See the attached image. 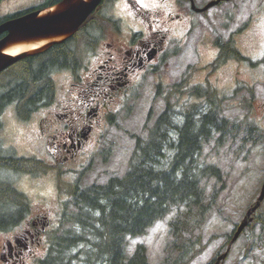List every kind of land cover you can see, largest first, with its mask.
Instances as JSON below:
<instances>
[{
  "label": "rangeland",
  "instance_id": "1",
  "mask_svg": "<svg viewBox=\"0 0 264 264\" xmlns=\"http://www.w3.org/2000/svg\"><path fill=\"white\" fill-rule=\"evenodd\" d=\"M36 1L3 0L0 3V16L33 6ZM176 1L178 3H173L174 0H166L165 3L161 0H141L144 4L142 10L148 13L161 12V20H166L167 13L172 16L179 14L181 18L171 23L170 42L160 67L147 71L139 86L129 93L127 100L118 103L115 99L114 105L104 113L100 125L91 133L87 144L88 153L78 155L74 161L58 162L56 171L51 168L45 174L37 176L0 170V180H8L7 182L26 196L30 203V214L13 230L15 236L20 238L23 229L29 227L32 219L45 215L51 221L50 231L55 229L64 213L72 209L69 199L62 195L63 192L59 189L60 186L67 187L63 184H74L77 181L81 186L105 184L111 177L122 176L128 166L134 138L145 137L147 128L164 109L163 101L154 98L158 87L165 88L178 81L186 67L190 66L194 69L191 76L193 83L207 80L222 95L229 94L235 86H245L246 90L242 88L235 98L227 99L223 103V114L230 119H245L244 116L247 115L246 119L256 122L262 134L259 142L252 144L243 141V132L236 134L234 131L222 145H217L215 139L210 141L199 157L202 163H213L221 170L224 183L216 182L215 179L206 182L208 194L222 185L223 189L219 192L215 206L205 216L199 229L194 231V241L199 238L198 247L201 245L204 248L187 264H213L215 259L225 252L227 237L233 233L235 225L241 222L247 209L256 202L264 183V0L221 2L201 14L191 11L189 3ZM210 1L212 0H194L198 8H203ZM259 3L261 8L257 13L255 8ZM138 4L141 6V3ZM104 8L121 20L123 32L119 36L128 38L131 29L137 27L128 3L124 0H107ZM246 23L247 27L238 32ZM232 35L236 48L250 62L230 60L210 75L209 65L217 54L215 40L222 38L225 41ZM104 41L109 43L111 39L105 36ZM95 49L96 45L93 51H85L80 56L81 66H77L76 71L64 69L55 72V103L75 97L69 94L70 90L75 91V87L71 86L75 80L71 73L79 74L80 78L85 79L84 76L92 72L99 62L91 56ZM247 88L253 90L252 97ZM185 99L186 95H183L178 96L177 100L180 103ZM248 102L251 103L249 114L246 109ZM44 113L45 109H38L28 121L22 122L15 115L13 104L5 108L0 116V139L4 150L0 149L4 155L14 152L17 156L37 157L48 165L52 163L50 158L46 157L44 149L36 144V122ZM179 118L181 120V116ZM177 215V209H172L147 229L145 234L135 238L127 236V257L133 254L136 246L143 245L149 264L177 262L179 250L173 248L175 236L170 226L177 219ZM260 221H263V224ZM63 223L59 228L61 231H67L68 222ZM13 236L12 231L0 233V264H6L1 260L2 252H5L2 249L7 241H12ZM39 239L38 246L35 242L30 245L32 262L31 257L27 258L29 254H25L24 264H36V261L45 255L43 252L47 239L42 234ZM82 246L73 254L81 250ZM82 260L83 257H79L73 264H83ZM8 264L13 263L9 261ZM88 264L104 263L91 261ZM221 264H264V200L257 209L255 221L231 246Z\"/></svg>",
  "mask_w": 264,
  "mask_h": 264
},
{
  "label": "trees",
  "instance_id": "2",
  "mask_svg": "<svg viewBox=\"0 0 264 264\" xmlns=\"http://www.w3.org/2000/svg\"><path fill=\"white\" fill-rule=\"evenodd\" d=\"M60 1L40 0L31 7L3 14L0 23L33 10L50 8ZM103 2L73 37L53 45L45 53L18 61L2 73L0 115L6 106L13 104L17 117L27 121L41 104L54 101V72L76 71L77 66H81L80 56L97 46L109 28L119 31L118 20L108 14ZM215 46L217 55L210 65V75L230 60L250 62L240 54L231 38L226 41L218 38ZM193 72L189 66L177 82L165 88L158 87L155 97L162 98L164 109L147 128L145 137L134 138V147L122 176L111 177L105 184L81 186L77 181L63 184L67 186L65 189L59 187L72 209L64 213L54 230L45 231L49 248L37 264H73L79 257H83V264L91 261L149 264L143 245L136 246L133 254L127 257L125 238L145 234L172 209L178 211L177 219L170 226L175 236L173 248L179 250L177 262L173 264H187L204 248L198 247L199 238L194 241V231L215 206L223 189L222 185L208 194L206 182L210 179L224 182L215 164L200 161L203 148L213 139L217 145H222L234 131L236 134L243 132V141L252 144L259 142L262 134L256 122L246 119L247 115L245 119H230L223 114V103L235 98L242 88L246 90L245 86H235L229 94L222 95L207 80L191 85ZM247 90L252 97L253 90ZM183 95L186 99L179 103L178 96ZM192 99L194 102H190ZM250 104L246 106L248 114ZM4 168L33 176L50 169L35 158L4 156L0 149V169ZM30 211L26 196L0 180V232L14 230ZM65 221L68 230L61 231L59 227ZM80 246L82 249L73 254Z\"/></svg>",
  "mask_w": 264,
  "mask_h": 264
},
{
  "label": "flooded vegetation",
  "instance_id": "3",
  "mask_svg": "<svg viewBox=\"0 0 264 264\" xmlns=\"http://www.w3.org/2000/svg\"><path fill=\"white\" fill-rule=\"evenodd\" d=\"M124 1L133 11L139 27L131 29L126 39L119 34L106 32V38L111 42L97 44L98 47L91 53L99 61L95 69L87 73L85 79L78 76L71 83L75 91L70 90L69 94L75 97L39 108L45 109L46 113L36 122V144L44 149L53 165L56 162L74 161L78 155L88 153L89 137L100 125L106 110L114 105L115 99L118 103L127 100L129 93L139 86L143 75L157 68L164 56L167 35L172 30L171 23L180 16L167 13L166 20H161V12L148 13L142 10L137 0ZM161 2L165 3L166 0ZM173 3L178 2L174 0ZM42 217L32 219L20 238L14 233V245L8 242L3 247L6 252L1 254V260L6 264L9 261L24 264L25 254H29L28 259L33 258L30 245L35 242L38 246L39 236L50 227L49 221Z\"/></svg>",
  "mask_w": 264,
  "mask_h": 264
},
{
  "label": "water",
  "instance_id": "4",
  "mask_svg": "<svg viewBox=\"0 0 264 264\" xmlns=\"http://www.w3.org/2000/svg\"><path fill=\"white\" fill-rule=\"evenodd\" d=\"M102 0H61L56 5L24 14L0 24V72L13 63L26 57L40 54L55 44L62 43L73 36L86 19L93 13ZM219 1L208 3L202 11ZM15 55L5 53L14 46H31ZM264 199V185L255 205L247 212L246 218L237 228L235 240L247 224V218L254 212ZM251 220V219H250ZM225 255L221 256L224 258ZM218 261L216 264H218Z\"/></svg>",
  "mask_w": 264,
  "mask_h": 264
},
{
  "label": "bare ground",
  "instance_id": "5",
  "mask_svg": "<svg viewBox=\"0 0 264 264\" xmlns=\"http://www.w3.org/2000/svg\"><path fill=\"white\" fill-rule=\"evenodd\" d=\"M39 44H35V45H31V46H26V45H21V46H14L8 50H6L5 53H8V54H11V55H15L23 50H26V49H32V48H35L37 47Z\"/></svg>",
  "mask_w": 264,
  "mask_h": 264
},
{
  "label": "snow or ice",
  "instance_id": "6",
  "mask_svg": "<svg viewBox=\"0 0 264 264\" xmlns=\"http://www.w3.org/2000/svg\"><path fill=\"white\" fill-rule=\"evenodd\" d=\"M138 3H141V7H144V4L141 2V0H137Z\"/></svg>",
  "mask_w": 264,
  "mask_h": 264
}]
</instances>
